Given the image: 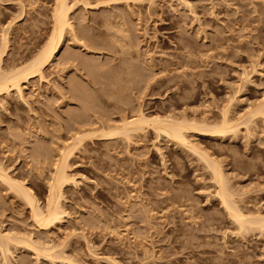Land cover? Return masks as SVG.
Masks as SVG:
<instances>
[{"label":"rangeland","instance_id":"1","mask_svg":"<svg viewBox=\"0 0 264 264\" xmlns=\"http://www.w3.org/2000/svg\"><path fill=\"white\" fill-rule=\"evenodd\" d=\"M67 2L55 55L20 92L0 91V264H264V228H240L214 175L264 218V0ZM55 3L0 0L2 73L44 49ZM140 108L143 129L92 136ZM155 118L187 126L186 141ZM81 132L92 135L69 157L61 218L40 225L12 183L46 211Z\"/></svg>","mask_w":264,"mask_h":264},{"label":"bare ground","instance_id":"2","mask_svg":"<svg viewBox=\"0 0 264 264\" xmlns=\"http://www.w3.org/2000/svg\"><path fill=\"white\" fill-rule=\"evenodd\" d=\"M68 0H56L54 7V30L53 33L44 47V49L38 54V56L27 66H24L20 69H15L11 73H2L0 71V91H7L10 86H14L17 90L21 91L20 81L21 79L27 78L28 75L36 73L40 71V69L55 55L58 51L63 37L64 31H66L67 27H71L72 25L69 22L68 11L69 5ZM4 43L6 44V37L4 36ZM138 116L133 119H129L124 117L122 119V124L119 126H115L109 132L95 134L87 132L78 133L75 137V140L70 143L68 146L63 148L62 152H60V158L58 157V163L56 167V172L53 175V180L50 182V196L48 198V206L46 211H43L38 205L37 201L33 196V192L24 187L22 184L12 183L14 186L18 187L20 192H22L27 201L29 202L32 211L33 217L36 223L40 225H48L49 223L55 222L61 218L63 210L60 206V198H61V189L62 186L70 180L71 178L68 174V160L73 151L76 149L77 145L88 136H111L117 133H127L132 130L143 129V127L149 122V120L145 117L143 110L140 108L137 111ZM155 122L158 123L156 129L160 133H164L172 136L173 138L179 140L180 142L186 141V135L184 130L187 129V126L174 122L172 119H160L155 118ZM228 121L225 120L223 128L214 129L211 132H224L226 128L229 127ZM203 131V130H202ZM2 174V173H1ZM5 175V174H3ZM2 175V176H3ZM214 175L216 177L217 183L219 184V188L217 189V195L221 200L225 209H227L230 216L237 222L240 228H246L245 224H256L261 229L264 228V218H260L259 216L249 217L244 214V212L240 211L235 203L231 195V191L227 189L228 187L225 184L224 176L218 169L214 168ZM6 176V175H5ZM10 182V178H4ZM227 187V188H226ZM248 228V225H247ZM246 228V230H247ZM245 230V229H244ZM264 230V229H263ZM10 237H8L9 239Z\"/></svg>","mask_w":264,"mask_h":264}]
</instances>
